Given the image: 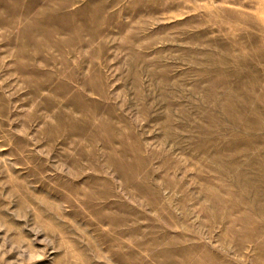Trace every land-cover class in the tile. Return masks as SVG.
<instances>
[{
    "label": "rangeland",
    "instance_id": "obj_1",
    "mask_svg": "<svg viewBox=\"0 0 264 264\" xmlns=\"http://www.w3.org/2000/svg\"><path fill=\"white\" fill-rule=\"evenodd\" d=\"M0 264H264V0H0Z\"/></svg>",
    "mask_w": 264,
    "mask_h": 264
}]
</instances>
